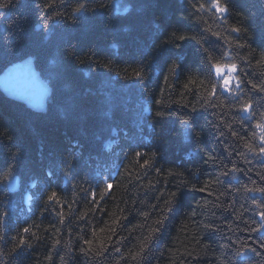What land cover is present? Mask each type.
<instances>
[{
	"label": "trees",
	"instance_id": "16d2710c",
	"mask_svg": "<svg viewBox=\"0 0 264 264\" xmlns=\"http://www.w3.org/2000/svg\"><path fill=\"white\" fill-rule=\"evenodd\" d=\"M194 2L55 0L52 8L41 10L34 0H12L8 8L0 9V75L31 57L52 88L45 113L26 108L0 90V131L6 133L0 137V236L4 237L0 251L5 253V264H62L61 257L63 264H238L233 252L244 241L261 253L247 252L251 259L245 264H264V249L259 248L257 239L264 237V232L244 231L245 220H259L247 199L253 194L234 191L243 184L252 187L249 178L264 183L257 175L264 172V158L248 153L243 141L220 124L215 113L229 119L220 109L201 108L202 89L189 83L207 79L210 66L203 48L219 57L227 47L204 31L208 26L248 45L236 49L233 44L232 55L242 69L237 75L246 73V78L255 82L264 78L260 75L264 65H257L264 53V0H228L229 24L242 23L247 34L225 32L211 13H194L190 7ZM78 3L85 4L86 10L69 19ZM57 11L63 15L46 19ZM199 15H203L202 21L195 18ZM41 17L47 31L37 27ZM174 31L206 38V42L189 40L180 49L162 45ZM174 64L181 67L173 75L170 69ZM141 67L146 76L143 83L127 78ZM218 94L228 95L222 89ZM251 95L256 99L254 106L262 102L264 94ZM193 104L196 112H192ZM157 111L164 115L157 117ZM187 116L194 121L191 134L181 123ZM232 128L241 136L250 137L256 131L253 121L243 126L234 123ZM136 151L147 153L145 159L155 153L153 166L133 167ZM237 152L251 162L245 163ZM208 154L217 157L216 163L205 164ZM233 165L243 171L220 175ZM10 167L13 175L5 179ZM49 171L55 175L48 176ZM16 176L21 178L22 188L12 194L7 183ZM217 177L222 183L211 185L213 195L193 191V185L199 188ZM109 180L113 186L101 200L99 192ZM150 183L154 185L151 190ZM225 189L227 194L217 200ZM53 190L64 202V223L59 222L53 206L46 204ZM92 190L97 192L95 204L88 194ZM161 192L164 197L157 199ZM171 192H176L177 198L173 211L167 212L163 200ZM144 212L149 213L147 218ZM240 212L243 216L238 219ZM84 213L87 215L80 219ZM164 215L168 219L143 258L131 259L130 253L139 251L149 229L157 227L154 221ZM24 227H30L31 232L24 233ZM101 228L105 231L100 232ZM108 229H114L115 234ZM20 236L31 247L12 253ZM56 239L62 243L55 245ZM101 243L106 251L97 255Z\"/></svg>",
	"mask_w": 264,
	"mask_h": 264
},
{
	"label": "snow or ice",
	"instance_id": "6c2138e0",
	"mask_svg": "<svg viewBox=\"0 0 264 264\" xmlns=\"http://www.w3.org/2000/svg\"><path fill=\"white\" fill-rule=\"evenodd\" d=\"M12 3V0H0V9L8 8ZM55 3V0H51V2L47 3H39L34 0V5L36 8L44 10L52 8ZM190 7L193 9L194 13H211L214 20L220 21V26L224 28L225 32H231V33H244L247 34L248 28L245 27L242 23L238 22L237 24H229V16H230V6L228 3V0H206V2H201V0H195L194 3H191ZM86 10V6L83 3H78L75 8L72 9L71 14L69 15V19H75V15L78 13H81L82 11ZM125 11H127V7L125 8ZM63 13L61 12H55L54 15L47 16L46 19L51 20L54 18V16H62ZM243 16V14H240ZM197 21L203 20V15H199L195 17ZM41 23L37 26L39 28L44 29L47 31V24L44 22L45 18L41 17ZM207 23L206 21H204ZM205 32L210 33L211 36L215 37L217 40H223L224 43L227 45V47L223 48L221 51V54L219 57H216L213 55L211 51H209L208 48H203V52L206 53V60L209 68V73L206 80H200L197 84L196 80H190L189 83L196 85L198 89H202V95L200 96V99L203 100V103L200 104L201 108H216L220 109L224 116H228L229 119L224 120L222 119L220 113H215L217 115L220 124H222L225 128H228L230 130V133L233 137H236L237 139L243 141V147L247 149L248 153H250L254 157H261L264 158V96H261V103L259 105H256V99L251 95L252 93H259L264 94V78H262L259 82H255L251 79H247V74L244 73L242 75H237L238 72H242V69H240V66L236 63V57L232 55V48L233 44L236 49L245 48L248 45L245 42H240L239 40L233 41L232 39H229L228 36L224 35L219 30H213L211 26H208L204 29ZM189 40H194L198 44H203L206 42V38L197 39V36L195 35H187V34H177L175 31L172 32L168 39L162 41V45H173L176 49H180L182 46V43H187ZM241 60H243L246 64L250 63L248 61L247 57L240 56ZM89 60H91V57H89ZM84 61H81L83 63ZM95 63V61H93ZM258 66L264 65V53L261 54L260 59L257 61ZM181 65L174 64L170 71L174 75L178 68H180ZM214 74V75H213ZM261 77H264V72H261ZM129 79H135L141 83L146 79L145 72L143 68H136L133 70L130 77H127ZM165 81H167V77H165ZM188 85H185V88H187ZM222 89L224 92H226L227 96H220L218 93ZM155 104H162L161 100H155ZM173 103H179V101H174ZM199 103V100L197 101ZM183 107H187V104L182 105ZM197 108L195 104L192 105V112H196ZM242 114V115H241ZM157 117H160L164 115L162 112L157 111L155 113ZM246 121H253V126L256 129V131L251 132L250 137L246 134L244 136H241L239 132L234 130L232 128V125L234 123H239L241 126L245 124ZM181 123L185 125L190 134L193 132V118L191 116H187L184 119L181 120ZM219 124H214V128H219ZM224 132L220 131L219 135L224 136ZM6 133L3 131H0V137L5 136ZM8 139H11V137H8ZM16 155H19V153H16L13 155V159L15 160ZM237 155H240L244 158L245 163H250L251 161L248 160L247 156L242 152H237ZM147 156V153H141L139 151H136L134 153L135 160L133 161L132 166L135 167L136 165H139L141 169L151 168L154 163L155 159V153H153L151 158L145 159L144 157ZM217 157L213 156L212 154H208L207 159H205V164L212 162L216 163ZM142 161V162H141ZM155 171L157 173H161V169L156 168ZM243 171L239 167L233 165V167L227 171H221L220 175L224 177H228L231 173L235 172H241ZM248 171H251L249 169ZM67 175V171L64 173ZM13 175V169L10 167L5 174V179L8 177H11ZM54 171H49L48 176H54ZM131 175V173H129ZM169 175H173V173H169ZM182 175V174H181ZM257 175L260 178L261 182H264V172H257ZM139 177H137L138 179ZM235 179V177H233ZM250 182L253 185L252 187H249L247 184L240 185L234 189L236 193H240L241 190L244 193H252L253 195L248 197L247 199L251 200V205L253 206V212L255 216L259 217V220L252 219L251 221L245 220L244 223L246 225L244 231L249 232H257L261 233L264 232V183L257 184L256 181L251 180ZM182 183H184L182 181ZM215 184H221L222 181L219 179V177L215 178L214 180L209 181L208 183L202 185L201 187L197 188L195 185L192 186L193 191H197L200 193L207 192L208 195H213V192L210 191L211 185ZM113 182L107 181L103 187V189L99 192V197L101 200L104 199L106 195L109 194V190L112 188ZM149 190H151L154 185L151 183L149 184ZM86 191V190H85ZM227 189L225 191L220 192V194L216 197L217 200H219L220 196L227 194ZM259 194L257 196L256 194ZM92 197V202L96 203V197L97 192L95 190H92L88 193ZM164 192L160 193V196L157 197V199H161L164 197ZM177 198L176 192H171L168 194V198L163 200L165 211L172 212L173 206L175 204ZM63 201L60 199L59 194L53 190L47 195L46 204L52 205L53 209L56 210L57 215L60 217V223H64L65 215L63 211ZM74 203V201H73ZM55 205H61L59 209H55ZM217 207H221L222 205L217 204ZM69 209H71V204L68 205ZM151 207L155 208L156 205H152ZM230 207V205L228 206ZM243 207V206H242ZM48 209L46 208L45 211ZM91 211V209H89ZM225 210H227V207H225ZM196 213L193 211L192 215L194 216ZM8 213L4 212L3 216H7ZM87 213H84L79 218L83 219L84 216H86ZM146 218L149 216L148 212L142 213ZM243 216V213L240 212L237 214V218H241ZM168 219L166 215L162 216L161 219H157L154 221L155 225L157 227L150 228L149 229V235L145 238L144 241L140 244V249L138 252L130 253L131 259L136 260L137 257L143 258V254L148 249L149 243L155 239L156 234L160 232L161 228L164 226L165 221ZM117 221H114L116 223ZM206 228L209 230L213 229L212 225H206ZM231 227V225H229ZM217 231L219 229H216ZM24 233H30L31 229L30 227H24L22 229ZM105 229L101 228L100 232H104ZM108 231L112 232V234H115L114 229H108ZM33 236H35V233H32ZM93 236H96V233L93 232ZM3 236H0V239H3ZM39 238V237H37ZM110 239V237H108ZM259 241V248L264 249V237H257ZM62 241L60 239H56L54 241L55 245H60ZM84 243L87 245H92V240H84ZM31 247L30 244H27L24 237L20 236L18 238V242L13 245L12 253H16L19 249L22 247ZM223 247V246H222ZM83 251V249H81ZM106 251V248L104 247L103 243H101L100 249L97 250V255H102L103 252ZM116 252H119V248H115ZM252 252L256 255H260L261 253L257 251L256 248H253L248 245L246 241L241 242L240 246L236 248L233 252V256L238 257L239 261L238 264H245L247 260H250L251 257H247L246 253ZM11 253H9L10 255ZM5 255L2 251H0V264H5L2 257ZM188 255H192V253H188ZM47 259L49 261L52 260V256H48ZM61 262L63 264L64 258L61 257ZM119 264V262H117ZM228 264H231L229 261Z\"/></svg>",
	"mask_w": 264,
	"mask_h": 264
},
{
	"label": "water",
	"instance_id": "95a60500",
	"mask_svg": "<svg viewBox=\"0 0 264 264\" xmlns=\"http://www.w3.org/2000/svg\"><path fill=\"white\" fill-rule=\"evenodd\" d=\"M0 89L9 98L24 104L36 113L48 111L51 88L38 72L35 59L15 64L0 77ZM18 180L9 183L12 191H17Z\"/></svg>",
	"mask_w": 264,
	"mask_h": 264
},
{
	"label": "rangeland",
	"instance_id": "374dc122",
	"mask_svg": "<svg viewBox=\"0 0 264 264\" xmlns=\"http://www.w3.org/2000/svg\"><path fill=\"white\" fill-rule=\"evenodd\" d=\"M51 94H52V91H51ZM51 96V95H50Z\"/></svg>",
	"mask_w": 264,
	"mask_h": 264
}]
</instances>
